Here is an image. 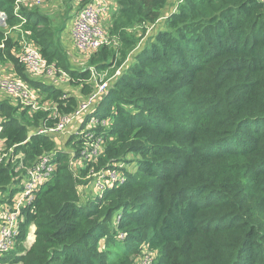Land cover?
<instances>
[{
    "label": "trees",
    "instance_id": "16d2710c",
    "mask_svg": "<svg viewBox=\"0 0 264 264\" xmlns=\"http://www.w3.org/2000/svg\"><path fill=\"white\" fill-rule=\"evenodd\" d=\"M15 1L0 0L8 27L28 33L84 95L93 90L89 67L112 75L125 64L85 121L96 118L88 131L104 140L94 160L71 163L86 132L71 134L62 147L50 134L17 146L29 158L56 150L51 163L58 168L0 263L135 264L147 248L158 254L153 264H264V2L179 0L165 15L168 0H116L106 26L118 44L102 46L78 69L67 65L47 15L23 9V21ZM148 24L151 40L137 50ZM19 47L0 29V65L13 63L45 100L73 112L80 99L31 79L16 57ZM0 113L12 145L45 121L53 124L50 114L31 116L7 100ZM12 177L0 167V188L11 195ZM88 186L93 193L84 199ZM32 226L35 240L27 246Z\"/></svg>",
    "mask_w": 264,
    "mask_h": 264
},
{
    "label": "built area",
    "instance_id": "2783aa9c",
    "mask_svg": "<svg viewBox=\"0 0 264 264\" xmlns=\"http://www.w3.org/2000/svg\"><path fill=\"white\" fill-rule=\"evenodd\" d=\"M46 1L48 0H16L14 13L25 21L21 14L23 9H35ZM262 1L264 2V0ZM118 8L116 0H80L76 13V24L73 26L76 45L80 49L79 51L75 49L77 55L73 54L75 62L83 60L85 52L89 53L86 57L88 59L102 46L118 44V40L114 36H109L106 26V21ZM19 45L16 57L25 66L28 74L46 73L52 75L57 71L63 79L71 81L68 72L58 68L55 63L48 62L43 56L40 46L28 33H21ZM6 65L12 71L7 72ZM123 65L112 75H109L108 70L99 72L95 67H89L91 71L90 83L93 85V90L86 95L84 101L80 100L78 107L73 112H65L58 101L45 100L40 89L31 87L29 83L16 75L11 63L0 65V90L17 100L20 108L28 111L31 116L38 112H46L50 114L53 122L52 125H47V121H45L43 125H39L37 130H33L25 141L12 145L8 142L7 137L2 135L3 117L0 114V167L11 171L14 185L11 184L10 187L16 190L11 195L8 191H3L0 188V195H3V199L0 201L1 207L6 206L4 210H0V257L15 248L20 234V224L26 219L25 211L36 201L40 188L53 177L58 168L57 164L51 163V159L55 158L56 150L46 151L29 158L23 150H18L17 146L27 142L32 135L50 134L55 136V140L58 136H66L65 140H57L58 146L62 147L66 146V141L71 134L78 135L86 132L88 140L84 142L79 153V148L72 149L71 163L74 166H84L85 160H94L104 150V140L101 137L95 138L94 134L88 131L97 125L98 120L91 118L86 123L85 121L107 94L112 80L122 73ZM66 96L67 94H64V97ZM116 175H118L117 172L113 170L112 178H116ZM101 182L106 183L107 180Z\"/></svg>",
    "mask_w": 264,
    "mask_h": 264
},
{
    "label": "rangeland",
    "instance_id": "374dc122",
    "mask_svg": "<svg viewBox=\"0 0 264 264\" xmlns=\"http://www.w3.org/2000/svg\"><path fill=\"white\" fill-rule=\"evenodd\" d=\"M67 1L68 0H48L44 4L37 6V8L39 9L40 13L47 15V17L49 18V23L54 29H56L57 34L54 35L53 37L55 40H59L61 46L67 51L65 52L67 53V55H69L68 61L70 60V62L67 61V65H71L73 68L85 69L88 67L89 58L88 59L86 58L89 55L88 52L84 53L85 58L83 60L79 62H75L73 60V54L77 55V52L75 51V49L78 51L80 50L76 45L75 34L73 33V26L76 24V20H77L76 13H77L78 6L80 4V0H76L75 2L73 1L74 3H73L72 9L70 10V15L68 14V5H66ZM178 1L179 0H168L169 4L166 7L165 15H167L170 10L177 7ZM163 21L164 20H161L160 22H158V24H156L154 28H160L162 25H164ZM151 25L149 24L147 25L148 28H147L145 35H142L141 27L130 28L129 31L131 33L133 34L137 33L138 36L142 35L141 41L137 45L138 47L137 50H140L144 45H146L151 40L150 36H148L149 32L151 33L153 31V28H151ZM0 29L5 30L6 33L12 37L18 38V35H19L18 31L8 27L7 16L4 12H1V11H0ZM6 67H7V72L12 71L8 65H6ZM25 73H27L26 70H25ZM110 73L112 72L110 71ZM28 75L30 76L31 79L38 81L44 85H51L53 89L60 88L64 90L66 93H68L69 95H75L77 98L81 100V102L84 101L87 97L86 95L82 93L80 86L70 83L69 79H63L61 74H59L57 71H55L52 75H48L46 73H41L37 75H30V74ZM1 100H7L11 102L17 108L21 109L19 106V102L15 100L13 97H11L8 93L2 90H0V101ZM105 123H107V121ZM65 138L66 136H58L57 140L58 141L61 139L65 140ZM92 172L97 174V172L95 171H92ZM96 174H92V175H96ZM109 174L110 172L107 171L106 175H109ZM9 184L14 185L13 177L10 179ZM97 189L98 187L95 186L94 190H97ZM85 190L86 192H84L83 194L84 199H86L90 193H93L91 186L86 187ZM2 199H3V195H0V201ZM5 208L6 206L1 207V203H0V210H4ZM117 218L119 219V216H117ZM34 229L35 228L31 229V232H29V235L25 241V245L27 246H29L30 243L32 244V242L34 241V237H35ZM157 255H158L157 253L149 252L146 248V250L143 251L140 258L135 264H153V262L156 261Z\"/></svg>",
    "mask_w": 264,
    "mask_h": 264
},
{
    "label": "crops",
    "instance_id": "0c3cea01",
    "mask_svg": "<svg viewBox=\"0 0 264 264\" xmlns=\"http://www.w3.org/2000/svg\"><path fill=\"white\" fill-rule=\"evenodd\" d=\"M74 2L76 1V0H73ZM71 2L72 3V5H73V3L74 2ZM71 10V9H70ZM70 10L68 11V14L70 15ZM8 63H10V62H8ZM4 64H7V63H4ZM12 65H13V63H11ZM13 67V71L16 73V71H15V68H14V65L12 66ZM16 75H17V73H16ZM18 76V75H17ZM21 78V77H20ZM24 80V79H23ZM32 228H35V226H32L31 228H30V232H31V229ZM34 233H35V229H34ZM34 240H35V237H34ZM33 243V242H32ZM31 245V243L29 244V246Z\"/></svg>",
    "mask_w": 264,
    "mask_h": 264
},
{
    "label": "clouds",
    "instance_id": "9594fccd",
    "mask_svg": "<svg viewBox=\"0 0 264 264\" xmlns=\"http://www.w3.org/2000/svg\"><path fill=\"white\" fill-rule=\"evenodd\" d=\"M16 2V1H15ZM15 9V8H14ZM2 12V11H1ZM15 14V13H14ZM16 15V14H15ZM17 16V15H16ZM20 18V17H19ZM17 26H15V28H16ZM12 29V28H11ZM15 30V29H14ZM21 35V34H20ZM20 35H18V39H20ZM63 70H65V69H63ZM66 71V70H65ZM66 72H68V71H66ZM69 73V72H68ZM35 89H38V88H35ZM68 94V93H67ZM1 114V113H0ZM30 135V134H29ZM28 135V136H29ZM28 138V137H27ZM30 140V139H29ZM25 141V140H24ZM57 141V140H56ZM26 143V142H25ZM14 145V144H13ZM18 149V148H17ZM18 150H21V149H18Z\"/></svg>",
    "mask_w": 264,
    "mask_h": 264
}]
</instances>
